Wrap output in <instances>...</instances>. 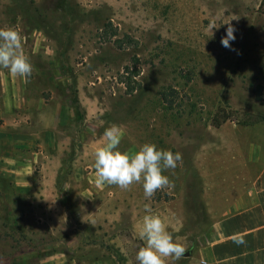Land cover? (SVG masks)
<instances>
[{
	"label": "rangeland",
	"instance_id": "1",
	"mask_svg": "<svg viewBox=\"0 0 264 264\" xmlns=\"http://www.w3.org/2000/svg\"><path fill=\"white\" fill-rule=\"evenodd\" d=\"M262 2L0 0V29L20 33L33 66L27 80L0 69V99L11 91L23 117L19 131L2 132L11 143L0 148V264H40L60 242L79 264H138L145 205L187 249L166 264H201L212 189L231 199L264 166ZM213 21L212 36L205 26ZM229 21L232 50L220 43ZM107 23L116 37H102ZM126 37L137 47L117 49ZM134 57L140 89L130 95L121 78ZM169 90L172 107L162 99ZM219 108L232 118L216 128ZM112 125L122 129V153L145 143L180 153L163 173L172 187L145 199L142 182L97 186L95 152ZM20 178L58 184L60 202L44 206L37 190L19 195L12 184Z\"/></svg>",
	"mask_w": 264,
	"mask_h": 264
},
{
	"label": "clouds",
	"instance_id": "2",
	"mask_svg": "<svg viewBox=\"0 0 264 264\" xmlns=\"http://www.w3.org/2000/svg\"><path fill=\"white\" fill-rule=\"evenodd\" d=\"M223 25L227 27L220 43L224 48L232 50L236 28L231 21ZM205 27L211 31L212 36L213 30L218 29L215 21ZM0 69H7L11 75L25 80L32 74L33 66L23 51L22 37L15 29H0ZM122 136L119 126L112 125L105 129V143L95 152L97 186L116 185L127 190L134 183L142 182L145 199H151L159 189L172 187L169 177L163 173L177 167L181 160L180 153L159 149L154 143L143 144L135 154L122 153L118 148ZM144 211L148 214L143 217L139 237L146 243L136 254L138 264H166L168 258L173 262L182 259L187 249L177 242L179 238L174 240L161 217L153 214L148 205H145Z\"/></svg>",
	"mask_w": 264,
	"mask_h": 264
},
{
	"label": "crops",
	"instance_id": "3",
	"mask_svg": "<svg viewBox=\"0 0 264 264\" xmlns=\"http://www.w3.org/2000/svg\"><path fill=\"white\" fill-rule=\"evenodd\" d=\"M3 93L5 95L0 99V117L5 122L0 126V148H4L5 151L10 146L8 144L11 143V138L3 135L2 132L10 131L14 134L23 125L17 120L21 117L18 108L22 103L18 101L17 96L9 97V94H13L11 91L3 90ZM10 117L13 119L8 120ZM12 186L19 195H24L27 191H40L42 196L40 200L46 207H56L60 202L56 183L34 182L32 178L29 180L20 178ZM234 192L231 199L223 200L220 190L212 189V196L217 201L207 204L211 225L205 234L198 256L201 264H264V166L249 188L240 194L235 190ZM221 199L222 203H220ZM59 244L64 248L61 245H54L52 251L40 259V264H79L75 258L67 254L68 244L65 242ZM84 264H116V262L113 259H98Z\"/></svg>",
	"mask_w": 264,
	"mask_h": 264
},
{
	"label": "trees",
	"instance_id": "4",
	"mask_svg": "<svg viewBox=\"0 0 264 264\" xmlns=\"http://www.w3.org/2000/svg\"><path fill=\"white\" fill-rule=\"evenodd\" d=\"M261 8L264 10V0L261 4ZM117 30L111 23H107L102 30V37L110 39L117 36ZM131 38L126 37L125 39H116L114 45L117 49L123 50L129 47H137V42L130 40ZM139 59L134 57L132 64L125 68L124 74L122 75L121 82L125 85L127 94H133L140 89V83L136 81V78L140 76ZM174 90L164 91L162 93V99L166 104L172 107V98L174 96ZM230 112L219 108L212 119V126L220 128L227 121L231 120ZM247 123H245L246 125ZM252 124V123H251Z\"/></svg>",
	"mask_w": 264,
	"mask_h": 264
},
{
	"label": "built area",
	"instance_id": "5",
	"mask_svg": "<svg viewBox=\"0 0 264 264\" xmlns=\"http://www.w3.org/2000/svg\"><path fill=\"white\" fill-rule=\"evenodd\" d=\"M202 264H204V263H202Z\"/></svg>",
	"mask_w": 264,
	"mask_h": 264
}]
</instances>
